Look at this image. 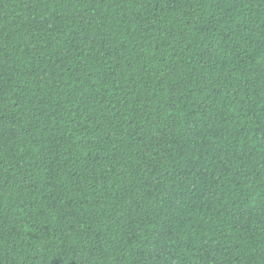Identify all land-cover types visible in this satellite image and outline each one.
<instances>
[{
  "label": "trees",
  "instance_id": "1",
  "mask_svg": "<svg viewBox=\"0 0 264 264\" xmlns=\"http://www.w3.org/2000/svg\"><path fill=\"white\" fill-rule=\"evenodd\" d=\"M0 264H264V0H0Z\"/></svg>",
  "mask_w": 264,
  "mask_h": 264
}]
</instances>
